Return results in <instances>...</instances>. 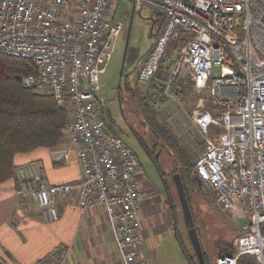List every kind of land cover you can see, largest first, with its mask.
<instances>
[{"label":"built area","instance_id":"2783aa9c","mask_svg":"<svg viewBox=\"0 0 264 264\" xmlns=\"http://www.w3.org/2000/svg\"><path fill=\"white\" fill-rule=\"evenodd\" d=\"M110 1L0 0V54L29 59L35 71L23 84L68 108L69 127L51 156L69 165L75 154L83 171L78 184H49L33 161L17 165L12 177L20 206L33 201L47 222L60 219V201L77 188L83 209L107 211L123 263L149 264L141 255V161L110 129L96 95L113 41L127 26L108 16ZM142 3L163 12L166 24L137 66V81L166 69L153 87L164 99L180 94L188 78L196 94L211 95L210 106L200 96L191 113L202 135L195 171L217 205L242 219L236 253L215 264H238L245 254L264 264V0H134V10ZM170 44L174 54L162 67ZM69 254L60 244L31 264H66ZM0 264L12 263L0 254Z\"/></svg>","mask_w":264,"mask_h":264},{"label":"rangeland","instance_id":"374dc122","mask_svg":"<svg viewBox=\"0 0 264 264\" xmlns=\"http://www.w3.org/2000/svg\"><path fill=\"white\" fill-rule=\"evenodd\" d=\"M107 13L110 18L114 16L116 21H125L127 26L113 41L111 58L106 71L100 76L96 95L104 99L102 113L110 129L135 151L143 164V181L149 182L154 190L147 203L155 200L153 205L157 210L158 219L170 228V239L165 240L158 250V262L189 264L175 236L177 220L179 230L183 233L182 238L190 248L195 262L199 264L187 231L176 180L171 174L159 173L154 168L141 142H145L149 147L152 142H157L152 150L159 151L157 156L163 169L167 171L171 163L175 171L181 172L180 180L185 187L199 240L210 264H215L223 248H233L236 236L242 231V219L236 212L224 211L217 205L211 193L195 182L194 166L189 172L190 165L183 166L175 149L178 143L192 160L199 155L202 135L191 124V113L196 109L200 96H204L210 106L211 95L209 92L196 94L188 87V78L180 94L167 95L164 99L159 96L161 90L153 88L154 84L161 82L160 74H156L150 82L137 81L136 68L139 61L150 50L155 36L165 28L166 16L163 12L149 3H142V10L139 11L134 10V0H111ZM173 54L170 44L161 63L162 67ZM219 73L220 67L215 66L213 74ZM152 113L155 121L169 129L168 134L157 131L151 119ZM142 186L139 184V187ZM151 207L152 205L150 209Z\"/></svg>","mask_w":264,"mask_h":264},{"label":"crops","instance_id":"0c3cea01","mask_svg":"<svg viewBox=\"0 0 264 264\" xmlns=\"http://www.w3.org/2000/svg\"><path fill=\"white\" fill-rule=\"evenodd\" d=\"M161 32L162 30L155 36L154 41ZM166 74L165 69L163 76ZM163 81L161 78L160 83ZM155 85L157 84L153 86ZM51 149L52 147H39L16 154L15 164L33 161L42 164L47 171L49 184L80 183L83 172L75 154L72 155L69 165H61L53 161ZM140 188L138 214L144 233L141 255L149 264H159L158 250L165 240L170 239L171 231L166 223L163 224L158 219L153 205L155 200L147 203L149 196L154 194L151 185L145 183ZM60 211L61 217L58 221L47 222L33 201L20 206L13 178L0 183V254L12 264H31L54 247L64 244L70 247L66 264H124L104 207L99 205L92 209H83L75 188L66 200L60 201Z\"/></svg>","mask_w":264,"mask_h":264},{"label":"trees","instance_id":"16d2710c","mask_svg":"<svg viewBox=\"0 0 264 264\" xmlns=\"http://www.w3.org/2000/svg\"><path fill=\"white\" fill-rule=\"evenodd\" d=\"M34 71L35 68L29 59L0 54V183L13 178L17 166L14 159L16 154L39 147H55L69 127L70 112L67 107L58 104L52 95L38 93L23 84L24 75ZM190 84L188 81L189 88ZM151 119L159 133H169V129L155 121L153 113ZM177 145L176 153L183 166L190 165L189 172L193 166L195 170L198 155L192 160L187 151L180 147L181 144ZM195 176V182L200 184L201 180L196 171ZM175 230L188 263L197 264L182 238L177 220ZM203 253L206 263L210 264L204 249ZM224 253L234 254L236 250L225 247L219 255ZM238 264L257 262L252 255L245 254L239 257Z\"/></svg>","mask_w":264,"mask_h":264},{"label":"water","instance_id":"95a60500","mask_svg":"<svg viewBox=\"0 0 264 264\" xmlns=\"http://www.w3.org/2000/svg\"><path fill=\"white\" fill-rule=\"evenodd\" d=\"M174 178L176 180L178 193H179L181 203L184 209L186 227H187V231H188L192 246L194 248V252H195L194 254L197 256L199 260V264H207L205 257H204L202 245L199 240L197 229L194 226V221H193V217H192L191 210L189 207L188 199L186 197L185 189L182 184V181L180 180V174L177 173ZM200 185H202L201 181H200Z\"/></svg>","mask_w":264,"mask_h":264},{"label":"flooded vegetation","instance_id":"af4514ba","mask_svg":"<svg viewBox=\"0 0 264 264\" xmlns=\"http://www.w3.org/2000/svg\"><path fill=\"white\" fill-rule=\"evenodd\" d=\"M143 58H141L142 60ZM141 60L139 61V63L141 62ZM138 63V65H139ZM137 65V66H138ZM157 142H152L151 143V147H149L145 142H141L143 148L145 149L146 153H147V156L150 158V160L152 161V163L154 164V168L159 172V173H169L171 174L172 178L173 176L175 177V175L177 173L180 174V176L182 177L181 175V172H178V171H175V168L172 167L173 165L171 163H169V169L166 171L163 169V165H161V163L159 162L158 160V154H159V151L157 149L155 150H152V147L156 145ZM157 150V151H156ZM141 161V160H140ZM168 168V167H167ZM182 171V170H180ZM145 178V174L143 173V164L141 162V170H140V176H139V179H138V183L140 185H144L145 183H149V182H145L143 181V179ZM196 257V256H195Z\"/></svg>","mask_w":264,"mask_h":264}]
</instances>
